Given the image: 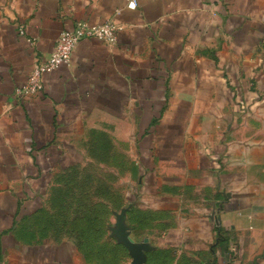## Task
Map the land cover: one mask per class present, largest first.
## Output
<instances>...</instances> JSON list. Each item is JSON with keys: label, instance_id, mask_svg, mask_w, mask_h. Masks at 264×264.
I'll return each mask as SVG.
<instances>
[{"label": "crops", "instance_id": "obj_1", "mask_svg": "<svg viewBox=\"0 0 264 264\" xmlns=\"http://www.w3.org/2000/svg\"><path fill=\"white\" fill-rule=\"evenodd\" d=\"M128 2L0 0V264L95 262L19 223L53 175L111 164L99 137L129 142L124 223L148 239L143 264H264V0ZM109 18L114 45L81 39L15 95L62 30Z\"/></svg>", "mask_w": 264, "mask_h": 264}, {"label": "rangeland", "instance_id": "obj_2", "mask_svg": "<svg viewBox=\"0 0 264 264\" xmlns=\"http://www.w3.org/2000/svg\"><path fill=\"white\" fill-rule=\"evenodd\" d=\"M98 139L106 149L91 153L106 161L110 156L111 164H87L53 175L41 208L20 221L19 232L34 240L70 238L84 256L94 257L91 264H125L127 251L115 235L109 236V226H114L125 194L132 189L127 179L129 142L109 145L107 138Z\"/></svg>", "mask_w": 264, "mask_h": 264}, {"label": "built area", "instance_id": "obj_3", "mask_svg": "<svg viewBox=\"0 0 264 264\" xmlns=\"http://www.w3.org/2000/svg\"><path fill=\"white\" fill-rule=\"evenodd\" d=\"M128 5L135 7L136 0H129ZM118 29L119 25L112 18L101 23L80 19L73 26L65 28L57 37L54 49L40 58L29 71L25 83L15 88V95L22 100L38 94L42 89L43 75L60 65L70 64L73 48L81 39L95 38L105 44L114 45L117 41ZM19 34H24L22 27L19 28Z\"/></svg>", "mask_w": 264, "mask_h": 264}, {"label": "water", "instance_id": "obj_4", "mask_svg": "<svg viewBox=\"0 0 264 264\" xmlns=\"http://www.w3.org/2000/svg\"><path fill=\"white\" fill-rule=\"evenodd\" d=\"M126 207L120 209L116 214V221L111 227V232L116 236L119 243L123 244L131 257L132 264H143L146 260V253L149 249L148 239L144 238L142 241H136L129 233L127 226L124 223V213Z\"/></svg>", "mask_w": 264, "mask_h": 264}, {"label": "trees", "instance_id": "obj_5", "mask_svg": "<svg viewBox=\"0 0 264 264\" xmlns=\"http://www.w3.org/2000/svg\"><path fill=\"white\" fill-rule=\"evenodd\" d=\"M230 254H232L233 252L231 250H229Z\"/></svg>", "mask_w": 264, "mask_h": 264}]
</instances>
